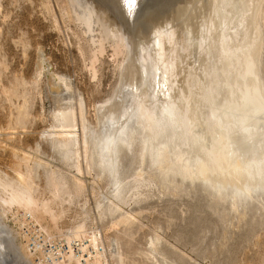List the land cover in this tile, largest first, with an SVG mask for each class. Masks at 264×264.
<instances>
[{
	"label": "rangeland",
	"instance_id": "rangeland-1",
	"mask_svg": "<svg viewBox=\"0 0 264 264\" xmlns=\"http://www.w3.org/2000/svg\"><path fill=\"white\" fill-rule=\"evenodd\" d=\"M89 1L95 3L101 14H108V19L122 26L126 35L132 38L130 42H134V47L146 44L153 28L163 25L174 30L172 42H177L167 46L176 45L179 50L185 40L193 46L197 34L204 32V35L214 37L219 32L233 31L235 20L227 24L226 16L237 18L238 25L242 12L252 8L249 0H138L134 8L125 0ZM67 4V0H0V175L17 179L16 169L26 170L30 165L28 168L34 177L32 186L38 190L36 195L43 198L50 197L46 181L52 170L58 172L57 175H64L74 188L78 180L82 188V193H76L77 198L75 195V199L71 198L72 203H64V212L57 208V222L50 221L47 216L41 219L39 216L36 220L21 210L6 215L5 221L14 231L17 243L26 245L28 263L76 264L75 260L79 259L83 264H264L263 195L254 194L245 209L239 212L231 211L225 204L214 206L199 184L187 190H180V187L166 190L164 185H154L152 172L146 170L148 167L140 168L134 154L124 153L118 169L121 179L129 186L136 180V174L146 179L137 189L130 186L126 201L119 203V207L116 205L114 212L108 210L114 213L108 215L107 207L112 202L108 198L112 199V196L107 195L111 193H108L111 184L108 178L98 174L96 168H87L79 117L77 136L80 145L76 146L79 155L72 154L75 161L71 162L78 161L80 170L73 167L74 163L66 165L59 158L51 145L52 139L60 140L63 136L60 128L53 127L56 124L54 97H59L55 90L61 83L58 76L67 79L68 82L64 80L72 86L70 93L75 94L72 98L82 100L85 124L94 132L98 129L100 116L97 117L96 105L107 99L116 100L115 92L126 83L128 74L122 68L125 70L130 65L129 57L137 50L131 42L132 54L116 57L113 47L106 42V50L97 54L99 57L93 69L87 54L93 46L91 37L84 34ZM259 7L257 23L263 36L259 73L264 85V0L259 2ZM69 11L72 12L70 15ZM97 31L92 33L96 37ZM179 37L186 39L178 42ZM188 51L190 55L186 54ZM188 51L183 50V62L174 76L177 79L173 86L178 89L184 87L179 85H183L180 82L189 64L193 67L191 77H199L194 64L200 62H196L193 50ZM184 53L195 61L185 58ZM196 69L200 70L198 66ZM176 88H173L175 94ZM55 94L57 97L53 96ZM75 98L72 102L78 112L79 100ZM104 195L108 200L103 199ZM97 200L102 201L100 210ZM124 217L127 220L124 221ZM115 221L119 222L116 226ZM81 223H85V232L75 236V227ZM67 236L70 237L67 239ZM93 238L97 239V244H92ZM70 254L73 260L68 257ZM93 257L99 262H94ZM86 258L90 262L87 263Z\"/></svg>",
	"mask_w": 264,
	"mask_h": 264
},
{
	"label": "bare ground",
	"instance_id": "bare-ground-1",
	"mask_svg": "<svg viewBox=\"0 0 264 264\" xmlns=\"http://www.w3.org/2000/svg\"><path fill=\"white\" fill-rule=\"evenodd\" d=\"M249 1L252 2V8H248L246 13L242 12L244 17L241 16L238 25L237 18L226 16L227 24L235 20L233 28L230 25L233 31L227 34L219 32L214 37L204 35V32L197 34L193 46L185 40L182 49L184 52L193 50L194 58L198 60L196 62H200L194 65L200 70L195 67V71L199 73L196 76L199 77L198 80L194 79L196 77H191L190 71L193 67L189 64L191 67H187L184 78L180 76L183 78L180 82L183 85L177 82L179 86H184L181 90L174 87L173 83L177 79L174 76L178 74L179 64L183 62V50L175 48L176 45L167 46H172L171 43L175 42H172L175 32L163 25L153 28L151 38L145 41L148 45L136 46V53L129 57L130 65L126 67L128 70L122 68L131 77L126 74L125 77L130 79L128 81L126 78L123 87L115 92L116 100L107 99L96 105L97 117L98 114L100 116L98 129L94 132L93 128L89 129L85 124L82 100L73 97L79 100L77 104L80 111L77 112V106L72 102V95L75 94L70 93L72 86L67 83V79L64 78L66 82L61 75H57L61 77V83H56L55 93L59 97H54L56 101L53 99L56 102L53 116L56 124L53 127L60 128L63 136L61 135L62 139L58 137L60 140L53 137L52 148L66 165L72 166L71 163H74L73 167L80 170L78 161L71 162L74 160L73 155H79V117L87 168H96L98 174L108 178L111 184L108 191L111 193L107 197L112 196V199L108 198L112 202H108L110 205L106 208L107 214L114 212L116 205L126 201V194L131 188L137 189L138 184L146 179L141 174H136L134 185L131 186L130 183L131 188L121 179L118 169L124 153L134 154L140 168L148 167L146 170L152 172L150 176L154 185H164L166 190L178 187L180 190H187L190 186L199 184L214 206L225 204L231 211L239 212L245 209L254 194L264 196V85L259 73L263 36L257 23L261 0ZM67 3L84 34L91 37L93 46L87 53L89 57L85 52L83 54L89 58L93 69L99 57L97 54L101 55L106 50V42L113 47L116 57L128 55L132 47L136 49L134 42L131 41L133 46L130 42L132 38L128 37L129 34L126 35L122 26L108 19V14H101L95 3L89 0H67ZM94 31L98 32L97 37L92 34ZM182 38L179 37L178 42L185 37ZM185 53L187 58L186 54L190 55V52ZM191 58L188 57L189 60ZM185 61L187 62L186 59ZM45 68L49 71L48 66ZM95 72L96 70L93 73ZM126 87L128 91L124 95ZM173 88H176V94ZM62 92L67 94L62 95ZM28 166L25 171L20 170V167L16 171L13 169L17 172V179L7 174L0 175L1 264H24L28 260L24 249L26 245L17 243L14 231L5 221L9 212L21 210L30 213L36 220L39 216L40 219L47 216L50 221L55 222L58 219L57 208L63 211L64 203H70L76 193L82 191L78 180L74 181V188L64 175H57L55 170H49L46 186L50 197L36 195L38 190L36 191L35 185L32 186L34 177ZM69 184H72V188ZM104 196L103 199L106 198ZM102 201L97 203L98 209ZM121 217L119 219L123 221ZM125 219L127 220L126 217L124 221ZM118 223L113 222L115 226ZM84 224L75 227V236H81L79 234L84 231ZM92 241V244L98 243L96 238ZM68 257L73 260L71 254ZM89 258L84 260L88 263ZM30 263L31 261H27L25 264ZM75 263L83 264L79 259Z\"/></svg>",
	"mask_w": 264,
	"mask_h": 264
},
{
	"label": "snow or ice",
	"instance_id": "snow-or-ice-1",
	"mask_svg": "<svg viewBox=\"0 0 264 264\" xmlns=\"http://www.w3.org/2000/svg\"><path fill=\"white\" fill-rule=\"evenodd\" d=\"M125 3L127 5H130L132 8H134L136 4L138 3V0H125Z\"/></svg>",
	"mask_w": 264,
	"mask_h": 264
},
{
	"label": "water",
	"instance_id": "water-1",
	"mask_svg": "<svg viewBox=\"0 0 264 264\" xmlns=\"http://www.w3.org/2000/svg\"><path fill=\"white\" fill-rule=\"evenodd\" d=\"M133 126H136V125L133 124ZM141 130H142V129H141ZM142 131H143V130H142ZM143 133H144V132H143ZM168 141L171 142L169 139H168ZM0 264H1V263H0Z\"/></svg>",
	"mask_w": 264,
	"mask_h": 264
}]
</instances>
